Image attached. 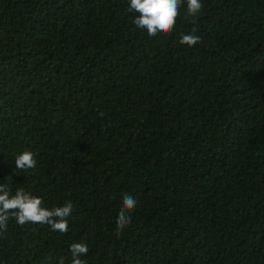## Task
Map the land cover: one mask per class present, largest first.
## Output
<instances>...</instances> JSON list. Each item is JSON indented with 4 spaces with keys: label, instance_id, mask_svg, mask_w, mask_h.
Here are the masks:
<instances>
[{
    "label": "trees",
    "instance_id": "1",
    "mask_svg": "<svg viewBox=\"0 0 264 264\" xmlns=\"http://www.w3.org/2000/svg\"><path fill=\"white\" fill-rule=\"evenodd\" d=\"M201 3L150 38L129 0H0V184L73 205L10 218L0 264H264V0Z\"/></svg>",
    "mask_w": 264,
    "mask_h": 264
},
{
    "label": "clouds",
    "instance_id": "2",
    "mask_svg": "<svg viewBox=\"0 0 264 264\" xmlns=\"http://www.w3.org/2000/svg\"><path fill=\"white\" fill-rule=\"evenodd\" d=\"M183 0H129L130 12L137 15L132 23L148 37L170 34L176 25L179 9ZM203 8L201 0H186V15L197 17ZM196 29L193 28L189 34H182L180 43L187 46H195L201 38L195 35ZM102 116L103 113H100ZM16 169L27 171L35 169L36 159L31 151H23L15 157ZM11 193L8 184H0V232L6 231L7 222L10 218L14 219L19 225L41 224L50 226L52 231L67 233L68 217L70 216L73 205L71 201L65 202L62 206L51 208L43 207V200L36 195L26 191L23 187ZM137 204L135 197L125 195L122 198V205L118 212L115 227L117 235L131 222L130 213ZM88 246L84 242H74L69 246L71 254V264H87L80 257L86 256ZM65 258L60 257L58 264H64Z\"/></svg>",
    "mask_w": 264,
    "mask_h": 264
}]
</instances>
